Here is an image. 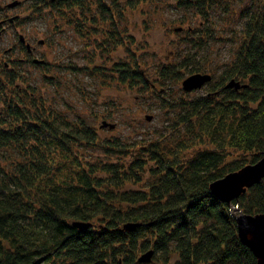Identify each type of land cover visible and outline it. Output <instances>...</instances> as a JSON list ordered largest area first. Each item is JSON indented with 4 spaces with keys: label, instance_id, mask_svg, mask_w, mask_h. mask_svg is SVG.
<instances>
[{
    "label": "trees",
    "instance_id": "1",
    "mask_svg": "<svg viewBox=\"0 0 264 264\" xmlns=\"http://www.w3.org/2000/svg\"><path fill=\"white\" fill-rule=\"evenodd\" d=\"M42 1L62 15L65 12L63 19L67 17L81 33L92 4L104 15L110 13L115 24V15L122 22L124 11L140 2ZM181 1L186 6L194 3ZM197 1L198 6H207V0ZM255 1L250 7L264 6V0ZM260 11L246 12L257 31H244L241 55L220 74L208 73L212 80L205 85L207 94L190 99L185 92L176 99L180 102H168L179 109L177 122L187 123L186 133L204 144L207 136L213 144L195 154L186 149L191 142L177 143L179 148L169 156L160 153L159 142H152L151 148L143 149L147 159L133 155L128 162L84 164L80 148L95 145L97 131L82 120L83 126L71 124L36 88L22 90L18 83L25 77L22 64L48 62H34L20 38L26 60L5 62L0 51V264H141L137 256L151 250L153 258L164 255L165 263L175 250L176 264H258L239 239L236 218L241 213H264V179L230 203L221 202L210 185L264 156V12ZM199 13L204 24L210 21L208 10ZM113 29L109 38L115 47L123 46L120 25ZM184 31L185 43H199V27ZM129 38L135 42L134 36ZM131 53V61L118 60L111 68L95 63L94 53L89 66L111 69L120 84L157 92L166 91L163 86L170 79L179 83L185 73H200L189 55L182 56L162 66L158 87ZM232 80L241 87H227ZM104 142L111 156L130 157L117 138ZM147 171L152 179L140 188ZM127 183L138 187L125 190ZM85 222L91 225L76 226ZM127 224L137 225L128 230Z\"/></svg>",
    "mask_w": 264,
    "mask_h": 264
},
{
    "label": "rangeland",
    "instance_id": "2",
    "mask_svg": "<svg viewBox=\"0 0 264 264\" xmlns=\"http://www.w3.org/2000/svg\"><path fill=\"white\" fill-rule=\"evenodd\" d=\"M15 1L19 2L16 7H8ZM105 1L108 4L112 2ZM138 2L135 9L124 11L122 22L119 14L115 15V24L111 21L110 13L104 15V10L92 4L91 10H86L83 15L81 33L72 22H68L67 17L63 19L65 12L60 14L42 0H0L2 59L10 63L8 59L14 60L12 63L27 59L21 46L24 44L19 42L22 35L31 45L32 59L48 62L47 65L22 64L20 69L25 77L18 79L21 89L36 88L49 100L53 110L68 122L76 126H83V122L97 131L99 139L95 145L80 148L79 156L84 164L87 161L128 162L133 155L147 159L149 156L145 155L143 149L151 148L152 142H159L162 147L160 153L167 156L177 150L180 146L177 143L182 141L191 142L186 149L194 154L213 145L207 136L204 144L194 134L186 133L184 127L187 123L177 122L179 109L168 104L180 102L176 99L186 92L182 82L192 74L185 73L179 83L174 79L166 81L163 87L167 89L163 92H157L154 88L130 87L120 84L111 69L97 71L89 66L94 53L95 63H105L108 68L121 59L131 61V52L136 53V62L153 81L156 80L158 87L163 80L159 77L162 66L174 63L182 56L189 55V59L194 60L192 65L199 68L200 73L214 71L220 74L228 63L241 55L239 49L245 40L244 31H257L246 12H256V15L259 13L257 10L264 12V6L250 7L256 4L255 0H207L206 7L198 6L197 0H193L194 3L189 6L181 0ZM35 7L41 10L35 12ZM205 9L210 13V21L204 24L205 18L199 12ZM92 18L97 19L91 21ZM115 25L117 28L113 29ZM119 25L124 45L115 47L108 31L110 28L118 30ZM189 27H199V43L184 42V30ZM130 36H134V43ZM89 68L92 70L89 71ZM206 86L187 92L190 99L207 94ZM116 138L131 152L130 157L124 154L113 157L106 153L104 141ZM152 176L151 171L145 172L139 187L145 188ZM137 187L127 183L124 189ZM233 210L239 213L234 206ZM178 259L179 252L173 250L166 263V257L157 253L150 263L141 264H176Z\"/></svg>",
    "mask_w": 264,
    "mask_h": 264
},
{
    "label": "water",
    "instance_id": "3",
    "mask_svg": "<svg viewBox=\"0 0 264 264\" xmlns=\"http://www.w3.org/2000/svg\"><path fill=\"white\" fill-rule=\"evenodd\" d=\"M19 4L18 1L8 4L13 8ZM29 52L32 51L31 45L26 42L24 36H20ZM36 63H43L44 60L34 59ZM212 80V76L208 73H195L182 82L183 90L191 92L202 89L208 82ZM227 87L240 88V84L231 81ZM150 119V118H148ZM107 126L106 123H104ZM111 127H114L111 125ZM264 179V156L255 164L246 165L236 172L227 174L225 177L215 180L211 183L210 189L212 193L224 203H230L238 198L243 192L251 186L260 183ZM237 230L240 241L246 245L257 258L258 264H264V213L244 214L241 213L236 218ZM91 225L89 222L76 223L79 228H87ZM137 224H127L126 229L132 230ZM153 258V251L144 253L140 258V263H150Z\"/></svg>",
    "mask_w": 264,
    "mask_h": 264
},
{
    "label": "bare ground",
    "instance_id": "4",
    "mask_svg": "<svg viewBox=\"0 0 264 264\" xmlns=\"http://www.w3.org/2000/svg\"><path fill=\"white\" fill-rule=\"evenodd\" d=\"M25 38V37H24ZM26 40V39H25Z\"/></svg>",
    "mask_w": 264,
    "mask_h": 264
},
{
    "label": "flooded vegetation",
    "instance_id": "5",
    "mask_svg": "<svg viewBox=\"0 0 264 264\" xmlns=\"http://www.w3.org/2000/svg\"><path fill=\"white\" fill-rule=\"evenodd\" d=\"M30 53H32V52H30Z\"/></svg>",
    "mask_w": 264,
    "mask_h": 264
}]
</instances>
